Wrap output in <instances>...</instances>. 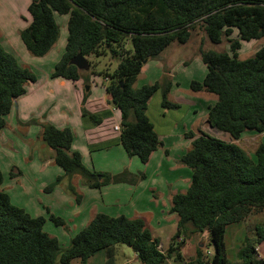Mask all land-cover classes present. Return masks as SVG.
<instances>
[{
    "label": "trees",
    "instance_id": "obj_1",
    "mask_svg": "<svg viewBox=\"0 0 264 264\" xmlns=\"http://www.w3.org/2000/svg\"><path fill=\"white\" fill-rule=\"evenodd\" d=\"M27 11L30 22L19 31V37L36 57L47 54L57 41L54 13L68 15L64 51L53 66L52 78L86 81L85 73L69 64L77 53L87 57L109 52L118 58L116 68L102 71V75L107 79L108 101L120 113L119 143L128 156L136 155L146 162L162 146L145 113L159 83L133 87L142 61L157 57L171 42L186 43L196 26L211 43L225 39L231 52L199 48L206 73L201 81L192 80L189 88L215 97L207 109V123L228 133L232 140L246 130L264 131V44L245 59H239L236 52L241 41L264 36V0H30ZM234 29L237 37L231 38ZM127 43L130 48H126ZM35 80V74L0 43V133L14 102L25 93V85ZM167 89L161 105L177 107L166 100ZM81 113L99 122L83 106ZM185 136L191 140L190 146L178 163L190 169V181L184 192L171 196L168 212L177 217L176 231L165 250L141 217L102 212L94 213L69 244L61 247L55 236L43 230V216H31L10 202L2 189L0 171V264H69L72 259L88 264L102 249L106 251L105 264H113L116 244L130 247L139 264H264L256 250L264 241L263 228L256 226L254 237L244 238L233 262L226 257L224 243L227 225L264 207V142L255 147L252 159L233 141L192 131ZM36 139L52 150V162L63 171L43 188L44 192L62 186L79 203L76 179L90 188L126 179V171L111 175L86 167L80 153L70 150L73 132L69 127L41 123ZM25 142L32 152L34 141ZM10 175H14L13 170ZM48 219L65 227L59 216L50 213ZM204 231L211 254H204L198 246L195 257L185 261L181 254L185 239Z\"/></svg>",
    "mask_w": 264,
    "mask_h": 264
},
{
    "label": "rangeland",
    "instance_id": "obj_2",
    "mask_svg": "<svg viewBox=\"0 0 264 264\" xmlns=\"http://www.w3.org/2000/svg\"><path fill=\"white\" fill-rule=\"evenodd\" d=\"M1 10L10 14L11 21L14 20L17 24H19L20 20L17 19V14L20 16V14L25 12V15H29L26 0H0ZM54 19L58 25V38L55 45L44 56H32L25 49L19 35H17L21 51L17 47H14V50L10 52L17 58L20 65L27 67L35 74L36 80L34 82H28L25 85V93L15 101V105L12 106L7 116V123H10L12 119L16 132L15 137L16 139L18 138L21 144L24 143L23 136L25 131L31 130L30 137L34 141L33 145L36 147L35 151L37 152L39 141L36 139V135L41 129V123H49L57 128L69 127L71 130H76L77 132L78 138L75 139L74 145L83 149L84 160L89 165L91 160L98 164V169L100 170L96 171L107 172L111 175L120 174L123 171L128 173L125 172L126 174L124 176L126 179L123 182H121V179L119 182L109 183L100 188L84 187L85 185L80 184L79 179H76V186L81 193V198L83 199L84 197V201L81 202V199L77 203L73 196L64 191L65 193H63L66 196H70L71 204L68 207L62 201L58 200L62 199L59 197L61 196L60 190H63L62 186L54 187L58 188L55 189L52 198L45 193L37 197L36 195L38 193H36V190L34 192L29 191L28 196L22 197L19 193L15 194L10 192V159L18 158L19 160V155L24 148L17 140H15L14 150L5 145L8 139H10V136L6 134L7 132L10 133L11 130L7 126L4 128L5 131L0 133L2 189L9 195V198L11 195L13 202H19L20 200L30 203L33 201L38 205V208L40 206L39 210L41 211V215L44 218L45 216L47 217L43 225V230L49 235L55 236L61 247L69 244L71 237L88 223L94 213L104 211L111 216L123 214L128 217H141L144 221H148V227L152 235L159 239L166 249L169 242L168 237L176 230V215L174 214V221L168 218V189L167 187L164 188V191L162 189L166 183V179L164 175L161 176L159 174L160 171H163V174L166 173L167 167L162 166L160 171L157 170L155 160L158 163V159L154 157L148 163L140 161L136 155L128 156L119 142L115 143L114 139L110 140L109 145L107 143L98 144V149H96L98 141L89 140V138L94 139L92 138V134L86 132L87 134L84 135L82 133L83 130H101V132L105 133L110 132V135H113V137L119 135L113 129L114 124H120L119 111L117 109L115 110V116L110 112L113 105L109 101L107 104L105 100V85L107 84V79L102 75V71L111 72L116 68L118 58L113 57L109 52L100 56H87L86 58L90 64L89 70L81 71L85 73L86 81L84 78L78 79L77 83L66 80L65 86H58V79L52 78L50 72L64 51L68 15L54 13ZM2 23L3 18L1 14L0 25ZM11 27L12 24L10 23ZM12 33L10 31V38H12ZM229 37H237L236 29L233 30ZM248 42L252 41H241V48L236 51L239 59H245L253 54L250 51V46L247 45ZM130 47L131 45L127 43L126 48ZM200 47L204 50L226 51L231 54L228 42L225 39L218 44L211 43L205 37L202 29L196 26L191 33L190 39L185 44L171 42L157 57L149 59L144 64L145 71H142L133 83L134 88H138L144 84L159 83L158 89L148 100L147 114L154 124L155 129L162 137V140L166 143V147L170 149L169 158L163 157V161L169 160L170 162L172 157L175 156L179 145L177 144V148L175 147L176 141L180 142L184 140L187 142L189 140L185 136V132L192 131L195 134L205 133L224 141L230 139L228 133L210 127L206 123L208 105L214 103L215 99L214 101L211 99L215 97L212 94L203 92H192L189 88L192 80L201 81L206 73V67L199 53ZM167 86L166 100L175 102L177 107L166 108L161 105ZM17 102L18 106L19 104L21 106V109L19 107L18 111L16 108ZM84 104L89 113L94 114L99 119L98 123L94 122L88 115H82L81 108L83 106L85 109ZM93 109H95V112H93ZM17 112L19 116H23L22 122L18 119ZM17 120L21 124H18ZM98 124L99 127H97ZM34 130H38L35 133L36 135L34 134ZM170 130L171 133L169 132ZM258 134V132L246 130L235 141L245 149L252 159H254L253 148L255 144L260 141L264 142V138ZM248 135H251L252 138ZM83 136L88 140V143H84ZM6 137L8 138L6 139ZM28 146L30 147V145ZM173 163L172 161L170 164ZM54 166L57 167L55 164ZM180 166V169L174 168L167 175L172 180L174 186L176 185L177 192H184L187 189V184L183 186L184 188L181 187L184 183H187L186 175L184 174L186 171L184 170L190 172V175L191 171L186 166ZM178 180L179 182H177ZM177 183L179 186H177ZM104 187L106 189H102ZM161 192L165 193L164 198L158 196ZM39 200L42 201L43 206L39 204ZM78 204H81V207L77 206ZM44 205H50L55 209L54 215L64 220L65 227L55 225L48 219V215L45 214V210L48 207ZM75 209L80 210V212L82 211L77 217L75 212H73ZM151 215L153 219L150 218ZM238 226L242 228L241 237L235 231ZM256 226L264 229V207L249 214L241 225L233 224L226 227L225 246L226 257L229 261L233 262L236 260V249L234 247L241 246L245 237H254V229ZM207 235V232L204 231L203 233H199L197 237L192 236L189 237L190 239H185L181 249L187 261L195 257V250L199 245L198 242L202 244L201 247L204 254H211L212 246L209 244ZM161 249L165 250L163 248ZM113 252V264H139L134 251L125 244L114 245ZM257 253L264 260V243H262ZM99 256L96 255L95 258L98 259ZM190 256L191 258H189ZM258 258L260 257L258 256ZM104 261H106V255ZM69 264H79V260L72 259Z\"/></svg>",
    "mask_w": 264,
    "mask_h": 264
},
{
    "label": "crops",
    "instance_id": "obj_3",
    "mask_svg": "<svg viewBox=\"0 0 264 264\" xmlns=\"http://www.w3.org/2000/svg\"><path fill=\"white\" fill-rule=\"evenodd\" d=\"M29 2H30V0H26V6L29 4ZM1 14H2V18H3V23H2V25H0V43L4 47V49L6 51H8L9 53H11L13 55V53L10 52V51H13L14 50V47H17L18 49H20L19 51H21V46H20V44L18 42L17 35H19V31L21 29H23L24 27H26L28 25V23L30 22V16L29 15H25V12L23 14H20V16H18V14H17L16 15L18 17L17 19H20L19 20V24H17V22H15L14 20L11 21L10 14H7L3 10L0 11V16H1ZM10 23L12 24V27L11 28H10ZM10 31L13 32L12 33V38H10ZM249 41H252V42H248L247 45L250 46L251 53H254L261 45L264 44V36L261 37V38H259V39H253V40H249ZM240 48H241V45H240ZM18 63H19V61H18ZM144 64L142 65L139 74H141L142 71H145ZM139 74L137 75V77L139 76ZM56 79H58L57 80V85L58 86H65V81H66L65 79H61V78H56ZM73 82L77 83V80L76 81H73ZM76 93H77V91H76ZM105 94H106V92H105ZM105 100H106V102L108 104V96H107V94L105 95ZM211 100L214 101V98H212ZM173 103H175V102H173ZM14 105H15V102H14ZM210 105H211V103H210ZM19 107L21 109L20 104L18 106V102H17V105H16L17 111H18ZM84 107H85V104H84ZM85 109H86V107H85ZM115 110H116V108H114V106H113L112 110L110 111L111 113L114 114V116H115ZM93 112H95V109H93ZM145 113H146V116L149 119V116L147 114V107H146ZM119 115H120V113H119ZM7 116H6V127L8 126L11 130H10V133L7 132V134H6V135L10 136V139H8V141L5 143V145L9 146L10 149L14 150L15 140H17L18 143H20V142H19L18 138L16 139V137H15L16 136V132H15L14 127H13V124L14 123L12 122V119H11V122L10 123H7ZM17 116H18V119H20V121L22 122V120H23L22 117L23 116L22 115L19 116L18 115V112H17ZM150 122H151V120H150ZM114 125H118V124H114ZM152 125H153V128H154V131L158 135L159 139L162 141V146L160 148L154 150L150 154V156H149V158H148V160L146 162L149 163L153 159V157H154V158L158 159V163L155 160V162H156V165L155 166H156L157 170L160 171V169L162 168V166H166L167 167V170L165 171L166 173L163 174V171H160L159 174H161V176L164 175V177L166 179L165 180V182H166L165 185L162 184L163 185L162 189L164 191V188L167 187V189H168V195H167V197H169V202H170L171 196L173 194H175V193H178L177 192L178 189L175 188L176 185L174 186L172 180L168 177L167 173L168 172H172V170H174V168L180 169L179 167H181L180 166L181 164L178 163V159L180 158V156L183 153H185L188 150L191 140L189 139L187 142H185L184 140H181L180 142H177L176 141L175 147L177 146V144H179V145H178V148L176 147L177 148V152L175 153V156L172 157V159L170 160V162H169V160L168 161L167 160H164L163 161L164 158H167V157L169 158L170 149H168L166 147V143L162 140V137L160 136V134L158 133V131L155 129L153 123H152ZM207 125H209V124H207ZM97 127H99V124H98ZM3 131H5V130L3 129L1 133H3ZM37 131L34 130V134L37 133ZM31 132H32L31 130H26L25 133H24V136H23L24 143H22V144L20 143L23 146L24 149H23V151L19 155V160H18V158L17 159H14V158H11L10 159L11 160L10 161V171L13 170V172H14V175H10V192H13L15 194L19 193L20 196L24 197V196H28V192L29 191L30 192H34L36 190V193H38V195H36L37 197L38 196H42V194L45 193V194L49 195L50 198H52L53 194L55 193V189H57L58 187L53 188L51 191H49L47 193L43 191V188L47 184H49L50 182H52L55 179L56 176L61 175L63 171H62V169L59 166H57V165H56L57 167L54 166V163L52 162V150L49 149L48 147H46L40 141H39L38 147H37L38 148V152L35 151V149H36L35 146H33V151L30 152L29 146L25 142V140H32L31 137H30ZM72 132H73V140H72L71 145H70V150L79 152L81 154V156H82V162L88 168H90V169L93 168L95 170H100V169H98L99 168L98 167V164H96L95 161L91 160L90 165H89V163H87L84 160V157H83V155H84L83 149H80V147L74 145L75 139L78 138L77 132H76V130H74V131L72 130ZM86 132L89 133V134L91 133L92 134V138H94V139H90L89 138V140H96V141H98V143L96 144V149H98L97 148L98 147V144L107 143V145H109L110 144V140H113V139H114V142L115 143H118L119 142V136H114L113 137V135H110V132L105 133V132H101V130H83L82 133L84 135H86L87 134ZM114 132L119 133V131H114ZM169 132L171 133V130ZM116 135H118V134H116ZM196 135H198V134H196ZM258 135L259 136H262L264 138V131L263 132H260ZM248 136L252 138L251 135H248ZM7 138L8 137H6V139ZM83 138H84V143L85 144L88 143V140L84 136H83ZM9 140H10V142H9ZM228 141L235 142L236 140H232V138L230 137V139ZM261 142H263V141H260L259 143H261ZM235 143L238 144L237 142H235ZM259 143L255 144V146L253 148V151H254L255 147ZM187 145H188V147H187ZM241 148H243V147H241ZM172 161L174 163L173 164H170ZM17 170L19 171V173H17ZM184 171H186V172H184V174L186 175L185 178L187 180V183H184V185H182L181 187L185 186L186 184H187V187H188L189 181H190V179H189L190 178V172H188L187 170H184ZM177 182H179V180ZM177 186H179L178 183H177ZM84 187H86V186H84ZM106 187H108V186H106ZM106 187H104L102 189H106ZM111 187H113V186H111ZM81 188L83 189L82 186H81ZM87 188H89V187H87ZM182 190H185V189H182ZM60 191H61V196H59L57 194L56 195L59 196L62 199H58V200L62 201L64 204H66L67 207L70 206V204H71L70 198H69L70 196H66L64 194L65 193L64 190L61 189ZM158 196H160L161 198H164L165 193L164 192H161L160 195H158ZM82 201H84V197L81 200V202ZM10 202L12 204L14 203V205H16V206H19V207L24 208L31 216H39V215H41V213H40L41 211L39 210L40 206L38 208V205H36L33 201L30 202V203H28L27 201H20V200H19V202H15V201L13 202L11 200V195H10ZM39 204L43 206V203L40 200H39ZM164 204H165V202H164ZM44 206L45 207H48V211L45 210V214H47V215H49L50 213H52L53 215L55 214L54 213L55 212V209L52 206H50V205L49 206L44 205ZM77 206H80L81 207V204H78ZM168 209H169V206H168L167 210ZM73 212H75L76 217L79 216L82 213V211L80 212V210H77V209H75ZM101 212L107 214V212H104V211H101ZM151 214H153V213H151ZM73 215H74V213H73ZM41 216H43V215H41ZM46 218L47 217L45 216V219ZM150 218L153 219V216L151 215ZM168 218L171 219L172 221H174V219H175L174 218V214L173 213H169ZM176 221H177V217H176ZM145 223H146L147 226H149L148 225V221L145 220ZM242 223H243V220L240 221V222H237V223H233V224L241 225ZM233 224H229L227 226H231ZM175 231H174V233H175ZM235 231L238 232L240 234V237H241V235H242V228H240V226H238L235 229ZM150 232H151V230H150ZM174 233H172L168 237V241H169L168 242V245L170 244L171 238H172V236H173ZM238 233H237V235H238ZM198 234L199 233L194 234L192 236L197 237ZM192 236H190V237H192ZM188 239H190V238H188ZM224 243H225V235H224ZM262 243H264V241H262L258 245L257 252H259L260 246L262 245ZM198 244H199L198 246L201 247L202 244L200 242H198ZM159 245H160L161 248L165 249L163 247V244L160 242V240H159ZM168 245H167V247H168ZM239 247L240 246L234 247L236 249V252L239 249ZM225 248H226V246H225ZM102 251H104V252H102ZM181 254H182V257L184 258V260L187 261V258L184 256V252L182 251V249H181ZM96 255H100L98 259L95 258ZM105 255H106L105 250L102 249V250L97 251L95 254H93L90 257L88 264H104V262H105L104 261ZM135 256H136V253H135ZM258 256L260 258H262L259 254H258ZM189 258H191V256Z\"/></svg>",
    "mask_w": 264,
    "mask_h": 264
},
{
    "label": "water",
    "instance_id": "obj_4",
    "mask_svg": "<svg viewBox=\"0 0 264 264\" xmlns=\"http://www.w3.org/2000/svg\"><path fill=\"white\" fill-rule=\"evenodd\" d=\"M147 59H144L142 61V63H146ZM69 64L74 65L77 70L79 71H88L89 70V62L87 60V58L79 53H77L76 55H74L70 60H69ZM88 89V88H86Z\"/></svg>",
    "mask_w": 264,
    "mask_h": 264
},
{
    "label": "built area",
    "instance_id": "obj_5",
    "mask_svg": "<svg viewBox=\"0 0 264 264\" xmlns=\"http://www.w3.org/2000/svg\"><path fill=\"white\" fill-rule=\"evenodd\" d=\"M113 129L116 130V131H119V126H118V125H114V126H113ZM159 247H160V245H159ZM160 248H161V247H160Z\"/></svg>",
    "mask_w": 264,
    "mask_h": 264
}]
</instances>
